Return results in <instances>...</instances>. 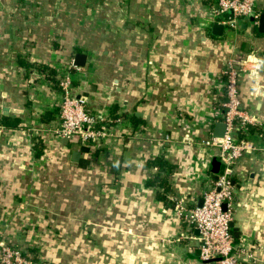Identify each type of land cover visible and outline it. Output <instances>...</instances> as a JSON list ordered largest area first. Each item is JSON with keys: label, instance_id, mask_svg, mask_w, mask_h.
Here are the masks:
<instances>
[{"label": "crops", "instance_id": "crops-1", "mask_svg": "<svg viewBox=\"0 0 264 264\" xmlns=\"http://www.w3.org/2000/svg\"><path fill=\"white\" fill-rule=\"evenodd\" d=\"M218 1L0 0V243L41 264H205L175 201L198 204L216 179L204 140L223 117V70L255 56L237 88L262 148L234 164L231 211L240 263L264 264V33L258 18L221 23ZM63 71L108 122L95 147L52 131Z\"/></svg>", "mask_w": 264, "mask_h": 264}, {"label": "built area", "instance_id": "built-area-1", "mask_svg": "<svg viewBox=\"0 0 264 264\" xmlns=\"http://www.w3.org/2000/svg\"><path fill=\"white\" fill-rule=\"evenodd\" d=\"M214 15L221 23L232 28L244 17L257 19L255 0H219ZM260 60L252 59L226 61L225 100L222 122L225 131L222 137L204 140L207 146L218 149L221 169L212 186L207 189L201 204L187 206L181 199L175 201L177 213L197 231L199 237L198 255L205 264H241L235 254L234 237L230 227L232 221L231 204L234 196L232 175L234 164L246 153L262 148L259 142L248 137L253 127L260 122L258 117L241 104L238 96V78L242 74L256 76ZM61 97L58 102L60 123L53 132L60 138L79 137L82 142L93 147L108 136V122L87 108V99L75 94L71 87L69 71H63L58 82ZM1 264H39L20 247L0 243Z\"/></svg>", "mask_w": 264, "mask_h": 264}, {"label": "water", "instance_id": "water-1", "mask_svg": "<svg viewBox=\"0 0 264 264\" xmlns=\"http://www.w3.org/2000/svg\"><path fill=\"white\" fill-rule=\"evenodd\" d=\"M257 30L260 32L264 33V13H260V15L257 17ZM251 21H255L254 17H250ZM212 28L214 29V31H216L217 33H221L224 25L220 24V23H214ZM253 31V29H252ZM86 62V55L84 53H78L75 55L74 60H73V65L75 67H83L85 65ZM225 131V124L223 122H216L215 123V127H214V131L212 133L213 137H222ZM64 141H67V139L64 138ZM80 155L79 152L74 151L72 153V159L76 160L78 158V156ZM216 178V176H215ZM202 202V199L198 202V204L200 205ZM230 227L231 230L234 231V227H233V222H230ZM234 235H236V233H234Z\"/></svg>", "mask_w": 264, "mask_h": 264}, {"label": "trees", "instance_id": "trees-1", "mask_svg": "<svg viewBox=\"0 0 264 264\" xmlns=\"http://www.w3.org/2000/svg\"><path fill=\"white\" fill-rule=\"evenodd\" d=\"M22 250H23V249H22ZM23 251L25 252V250H23ZM27 255H28V254H27ZM28 256H30V255H28ZM30 257H31V256H30ZM33 258H35V257H33ZM38 263H39V264H41V262H40V261H38Z\"/></svg>", "mask_w": 264, "mask_h": 264}]
</instances>
